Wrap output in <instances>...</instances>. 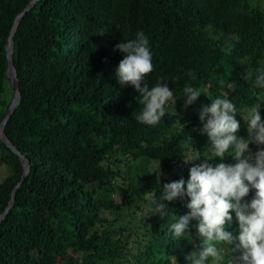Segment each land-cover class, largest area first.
<instances>
[{
  "label": "trees",
  "instance_id": "obj_1",
  "mask_svg": "<svg viewBox=\"0 0 264 264\" xmlns=\"http://www.w3.org/2000/svg\"><path fill=\"white\" fill-rule=\"evenodd\" d=\"M30 1L0 0V124L15 93L6 44ZM138 31L152 54L145 82L151 88L162 79L173 91L154 126L136 120L140 94L116 75L126 54L113 49ZM14 40L22 100L6 133L31 171L0 223V264H187L201 244L198 221L178 239L168 229L190 211V198L169 203L174 215L163 219L151 201L211 156L203 106L229 99L244 139L249 108L259 104L264 122V88L254 87L264 67V0H38ZM185 86L202 92L187 108ZM231 154L207 162L233 165ZM0 159L9 168L0 181L1 215L24 168L2 140ZM232 215L227 230L237 234ZM232 247L217 245L219 264L234 257Z\"/></svg>",
  "mask_w": 264,
  "mask_h": 264
},
{
  "label": "clouds",
  "instance_id": "obj_2",
  "mask_svg": "<svg viewBox=\"0 0 264 264\" xmlns=\"http://www.w3.org/2000/svg\"><path fill=\"white\" fill-rule=\"evenodd\" d=\"M113 50L126 54L116 70L118 83L132 85L140 94L137 98L143 109L136 120L149 126L157 125L166 114L165 105L173 98V91L162 79L151 88L145 82V77L153 71L149 38L138 31L134 39L116 44ZM243 78L252 80L253 73L249 71ZM254 87L264 88V67L256 70ZM183 92L185 108L202 94L191 86H185ZM237 112L227 98L218 97L202 107L201 132L209 137L211 156L191 167L187 181L181 178L163 184L161 195L151 201L153 210L163 219L174 215L170 213L169 203L177 198H190L186 205L190 211L179 216L168 229L173 239H178L189 232L190 221H198L201 244L198 250L186 254L187 264H207L209 258L212 264H219V244L233 246L235 255L228 264H264V122L259 104L249 108L244 115L248 124V138L244 139L237 135L241 127ZM252 144L257 146L255 153L249 147ZM230 148L235 164L219 163L213 167L207 162L215 157L224 159ZM192 160L185 158V163ZM159 179L157 176L158 182ZM253 189L254 197L246 200ZM232 213L238 222L237 234L227 230L232 227Z\"/></svg>",
  "mask_w": 264,
  "mask_h": 264
},
{
  "label": "water",
  "instance_id": "obj_3",
  "mask_svg": "<svg viewBox=\"0 0 264 264\" xmlns=\"http://www.w3.org/2000/svg\"><path fill=\"white\" fill-rule=\"evenodd\" d=\"M37 1L38 0H31L26 5V7L16 16L12 30H11V34H10L8 41H7V44H6V54H7V58H8L7 75L10 78L12 85L14 86L15 93H14V97L11 101V104L7 110L6 116L4 117V119L2 120V122L0 124V140L5 142L8 147H10L15 153L18 154V156L20 157V159L22 161L24 171H23V175H22L21 180L17 183L16 187L14 188V190L12 192V197L9 201L8 206L6 207L5 211L0 215V223L6 217L7 213L10 211L12 206L15 204L16 192L31 171V161L27 158V156H25L24 154L21 153V151L18 149L17 146H15L13 144V142L11 141V139L8 137V135L6 133V126L9 122L10 118L12 117L13 113L19 107L21 100H22V94H21L20 87H19V82H20L19 81V74H18L17 68L15 66V60H14V50H15L14 36L17 32V29H18V26H19L21 20L27 14V12H29L33 8V6L37 3Z\"/></svg>",
  "mask_w": 264,
  "mask_h": 264
},
{
  "label": "rangeland",
  "instance_id": "obj_4",
  "mask_svg": "<svg viewBox=\"0 0 264 264\" xmlns=\"http://www.w3.org/2000/svg\"><path fill=\"white\" fill-rule=\"evenodd\" d=\"M161 166L158 167V170L160 169ZM9 174V168L4 166L1 162V159H0V181L4 180V178ZM161 178V176H159ZM153 178H154V174H153ZM152 178V180H153ZM157 181V176H155L154 178ZM160 181H162V179H159ZM159 181V182H160Z\"/></svg>",
  "mask_w": 264,
  "mask_h": 264
}]
</instances>
